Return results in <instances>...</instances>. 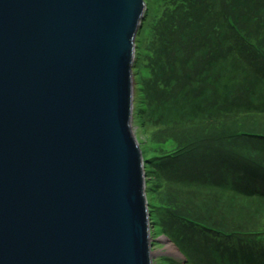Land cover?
<instances>
[{"label": "water", "instance_id": "95a60500", "mask_svg": "<svg viewBox=\"0 0 264 264\" xmlns=\"http://www.w3.org/2000/svg\"><path fill=\"white\" fill-rule=\"evenodd\" d=\"M144 0H0V264H153L132 129Z\"/></svg>", "mask_w": 264, "mask_h": 264}, {"label": "trees", "instance_id": "16d2710c", "mask_svg": "<svg viewBox=\"0 0 264 264\" xmlns=\"http://www.w3.org/2000/svg\"><path fill=\"white\" fill-rule=\"evenodd\" d=\"M157 24L135 100L179 141L153 164L160 225L190 263L264 264V0H175Z\"/></svg>", "mask_w": 264, "mask_h": 264}, {"label": "rangeland", "instance_id": "374dc122", "mask_svg": "<svg viewBox=\"0 0 264 264\" xmlns=\"http://www.w3.org/2000/svg\"><path fill=\"white\" fill-rule=\"evenodd\" d=\"M145 1L147 7L146 16L144 19L145 24L144 27L142 25L143 29L141 28V32L137 35V38L141 37V40L138 41L136 38V42H139L140 44V54L135 55V66L139 67V70L135 71L136 83L137 81L144 82L143 80L146 79L148 75H150L147 45L153 40V36L157 30L158 20H160L167 8L173 7V1L175 0ZM255 44L259 48L258 52H262L264 54V50L259 47L258 42H255ZM135 85L136 84L134 83V86ZM141 97L143 96H136L132 126L133 132L136 135L140 148H142L143 158H150L149 161H146L145 163V169L148 170L145 175L146 185L148 184V187L146 188L147 200L151 208L150 218L151 221L155 220L154 223H152L151 228L152 237L155 239V241H153V247L151 250H153L154 252H163L155 255L154 264H200L196 256L194 262L190 263L186 261L184 259V253L178 247L181 240L175 237L174 240H172L173 243H170V237H168L167 234L164 233V230L160 225L161 219L158 214L161 213V210L156 209V206H158V204L161 205V203L158 200L157 193L162 189V186H164V179L158 176V168H155L153 164H158L162 160L158 157L162 155L161 153L158 154L160 150H166L165 153L174 152V149L179 146V141H177L176 139L168 138L170 136H165L166 138H161V140L158 142L154 139V134H157L161 128L155 125L150 119H148L147 117H143L144 115L140 114V107H142V104L139 103V100L141 99ZM153 226H156V228L154 229ZM164 239H168L169 244H172L176 249L180 250L181 254H183L184 257L180 258L179 256H175V253H164L167 247L166 243L161 242V240ZM185 246H187V244ZM195 251V248L193 246H190V252ZM191 254L192 253H190V255Z\"/></svg>", "mask_w": 264, "mask_h": 264}, {"label": "bare ground", "instance_id": "6f19581e", "mask_svg": "<svg viewBox=\"0 0 264 264\" xmlns=\"http://www.w3.org/2000/svg\"><path fill=\"white\" fill-rule=\"evenodd\" d=\"M161 242L162 243H166L167 244V247H166V251L164 252V253H166V254H171V253H176L177 252V250H176V248L172 245V244H169V241L168 240H161ZM155 253H163V252H154V254Z\"/></svg>", "mask_w": 264, "mask_h": 264}]
</instances>
